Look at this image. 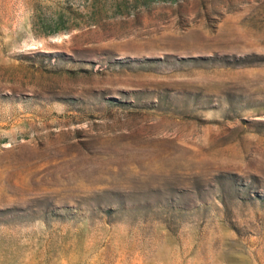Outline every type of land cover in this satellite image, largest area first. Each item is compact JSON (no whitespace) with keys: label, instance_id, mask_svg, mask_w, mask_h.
I'll return each instance as SVG.
<instances>
[{"label":"rangeland","instance_id":"1","mask_svg":"<svg viewBox=\"0 0 264 264\" xmlns=\"http://www.w3.org/2000/svg\"><path fill=\"white\" fill-rule=\"evenodd\" d=\"M0 264H264V0H0Z\"/></svg>","mask_w":264,"mask_h":264}]
</instances>
